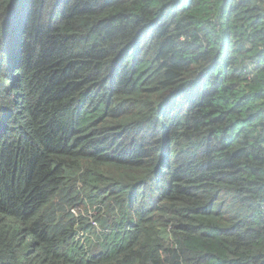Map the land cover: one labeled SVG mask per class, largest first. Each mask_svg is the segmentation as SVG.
<instances>
[{
	"label": "trees",
	"instance_id": "obj_1",
	"mask_svg": "<svg viewBox=\"0 0 264 264\" xmlns=\"http://www.w3.org/2000/svg\"><path fill=\"white\" fill-rule=\"evenodd\" d=\"M0 264H264V0H0Z\"/></svg>",
	"mask_w": 264,
	"mask_h": 264
},
{
	"label": "built area",
	"instance_id": "obj_2",
	"mask_svg": "<svg viewBox=\"0 0 264 264\" xmlns=\"http://www.w3.org/2000/svg\"><path fill=\"white\" fill-rule=\"evenodd\" d=\"M93 224L95 225V222L92 221V225H93Z\"/></svg>",
	"mask_w": 264,
	"mask_h": 264
},
{
	"label": "rangeland",
	"instance_id": "obj_3",
	"mask_svg": "<svg viewBox=\"0 0 264 264\" xmlns=\"http://www.w3.org/2000/svg\"><path fill=\"white\" fill-rule=\"evenodd\" d=\"M94 229V231L96 230L95 228H93Z\"/></svg>",
	"mask_w": 264,
	"mask_h": 264
}]
</instances>
